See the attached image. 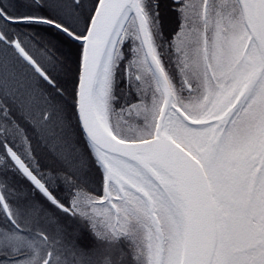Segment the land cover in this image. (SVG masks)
Returning <instances> with one entry per match:
<instances>
[{
    "label": "snow or ice",
    "instance_id": "snow-or-ice-1",
    "mask_svg": "<svg viewBox=\"0 0 264 264\" xmlns=\"http://www.w3.org/2000/svg\"><path fill=\"white\" fill-rule=\"evenodd\" d=\"M0 264H264V0H0Z\"/></svg>",
    "mask_w": 264,
    "mask_h": 264
},
{
    "label": "trees",
    "instance_id": "trees-1",
    "mask_svg": "<svg viewBox=\"0 0 264 264\" xmlns=\"http://www.w3.org/2000/svg\"><path fill=\"white\" fill-rule=\"evenodd\" d=\"M194 2H198V0H194Z\"/></svg>",
    "mask_w": 264,
    "mask_h": 264
}]
</instances>
